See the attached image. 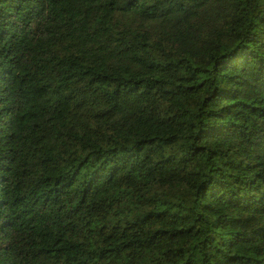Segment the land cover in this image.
<instances>
[{"label":"trees","instance_id":"trees-1","mask_svg":"<svg viewBox=\"0 0 264 264\" xmlns=\"http://www.w3.org/2000/svg\"><path fill=\"white\" fill-rule=\"evenodd\" d=\"M4 131L0 264H264V0H0Z\"/></svg>","mask_w":264,"mask_h":264},{"label":"rangeland","instance_id":"rangeland-1","mask_svg":"<svg viewBox=\"0 0 264 264\" xmlns=\"http://www.w3.org/2000/svg\"><path fill=\"white\" fill-rule=\"evenodd\" d=\"M2 126V125H1ZM10 134L7 131L1 133L0 137V166L4 165L6 159L11 156V151L8 149V141Z\"/></svg>","mask_w":264,"mask_h":264}]
</instances>
